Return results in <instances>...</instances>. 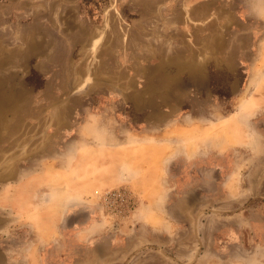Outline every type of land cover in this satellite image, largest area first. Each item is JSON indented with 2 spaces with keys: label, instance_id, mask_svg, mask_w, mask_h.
I'll return each mask as SVG.
<instances>
[{
  "label": "rangeland",
  "instance_id": "374dc122",
  "mask_svg": "<svg viewBox=\"0 0 264 264\" xmlns=\"http://www.w3.org/2000/svg\"><path fill=\"white\" fill-rule=\"evenodd\" d=\"M74 1L0 0V66L28 93L0 104V264H264V153L250 142L225 164L207 129L234 111L252 123L238 134L264 128V109L241 111L264 102V0ZM162 132L185 149L168 210L188 216L166 245L136 233L141 194L113 179L115 146Z\"/></svg>",
  "mask_w": 264,
  "mask_h": 264
},
{
  "label": "crops",
  "instance_id": "0c3cea01",
  "mask_svg": "<svg viewBox=\"0 0 264 264\" xmlns=\"http://www.w3.org/2000/svg\"><path fill=\"white\" fill-rule=\"evenodd\" d=\"M71 5L66 20H73L75 25H77V18L74 14L78 9L77 3H72ZM16 73H18V71L15 72L11 70L9 63L7 66H0V104L10 105L13 103L11 100L14 102L18 100L19 97H17L15 92L19 90V102L26 101L28 95L27 88H25L26 92H22L21 90L23 89L17 88L16 83L13 81L16 78ZM8 91L13 92L14 94H10ZM247 107H249V109H247ZM256 109H264V102L259 101V104L254 106V101L249 100L246 102V107L241 108V111H243V113L245 112L246 115L247 113L251 114L252 112H255ZM240 115L242 116L241 112L238 113L237 111H234L222 120L215 122L210 128H207L214 129L213 135H219V139H223V141L225 140L224 143L223 141L221 144L219 143V145L215 147L216 150H214V154L219 155L218 158H221L220 161L225 164H229L230 162L229 158H227L228 154H232L236 149H241L242 145L246 148L250 142H252V144L257 143V146L253 148H259V151L264 153V128L260 129L258 133L254 131H243L241 135L242 128L239 126L241 119ZM244 117L242 121L245 124H252L249 116ZM262 117L261 123L264 124V118ZM236 131L240 133L238 134ZM170 135L171 134L168 132H162V134L155 135L152 138L149 137L146 141L131 144L123 143L114 147L116 167V173L113 178L114 181L129 179L130 183L136 186L141 194V206L143 212L137 214L139 228L136 229V233H139V229H141L142 232L147 233L148 240L155 243L161 241L159 236H162L163 239L168 237V240L163 242L165 245L171 244V240L176 242L179 240V234L181 231V228L179 227L185 226L186 222L184 220L186 218L188 219V216L186 217L185 215L175 214L168 210L173 204H175V202L182 199L186 192L184 184H181L179 179L172 175L170 171L172 157L179 156L185 151V149L180 145V139H171L169 138ZM203 139V137L195 138L194 155L203 153V148L201 146ZM195 148H199V150H195ZM110 149V147H104V152H102V154L111 153L109 152ZM222 164L221 162L217 163L215 169L219 172L225 170V166L224 164L222 166ZM27 179L24 180L25 182L23 180L19 181L20 187L23 185V182L25 183V186L27 185ZM105 179H107V177H105ZM108 179L111 180L112 177H108ZM69 188L71 190L72 187L69 186ZM190 189H192L194 195L198 196V203H201V205L203 204L202 198H206L211 203H219L217 201L219 196L215 197L212 192L203 190V188L196 182L190 185ZM70 193L75 194L72 190ZM201 205L199 206V209L202 207ZM213 206L212 209L214 211H211V214L208 216L214 215L215 217H218L220 216L219 213H221L222 216L223 213L219 211L220 209H217L218 207L215 205ZM239 213L241 212H237L236 214L238 215ZM193 216L194 215L190 217ZM195 216L196 222L194 224L201 222L200 218L203 216H201L200 210L196 212ZM232 235L233 236H230V239L233 242L229 245L235 246V242L238 241L239 237L236 236V233ZM121 243L122 239H119L118 245ZM190 249L195 250V247L193 246V248L191 247Z\"/></svg>",
  "mask_w": 264,
  "mask_h": 264
}]
</instances>
